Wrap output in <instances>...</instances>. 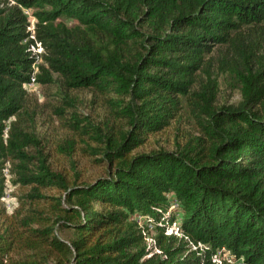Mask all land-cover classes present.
<instances>
[{
    "label": "trees",
    "instance_id": "obj_1",
    "mask_svg": "<svg viewBox=\"0 0 264 264\" xmlns=\"http://www.w3.org/2000/svg\"><path fill=\"white\" fill-rule=\"evenodd\" d=\"M35 72L67 104L91 92L98 118L75 114L57 151L101 175L55 169L26 88ZM220 73L238 103H220ZM185 103L192 130L141 151ZM7 164L28 188L12 214ZM172 198L182 236L158 224ZM0 264H264V0H0Z\"/></svg>",
    "mask_w": 264,
    "mask_h": 264
},
{
    "label": "rangeland",
    "instance_id": "obj_2",
    "mask_svg": "<svg viewBox=\"0 0 264 264\" xmlns=\"http://www.w3.org/2000/svg\"><path fill=\"white\" fill-rule=\"evenodd\" d=\"M34 10H26L27 15L30 17V21L33 24L35 17L33 16ZM60 21L73 25L75 23L72 19L62 18ZM56 76V75H55ZM220 84V103H238L241 100L240 88L237 82H235L228 74H218ZM27 90L30 93L32 100V108L37 113L36 125L38 128V134L42 138L45 150L53 155V164L55 169L67 170L73 176L76 171L82 172V179L91 180L101 175L102 169L92 165L90 161L83 157L81 152L76 155V164L73 166L62 154L57 151L58 143L70 134V123H73L74 115L80 116V119L91 118L96 120L98 118V108L92 101V94L88 90L71 91L69 94L74 96V99L70 100V104H67L62 100L63 93L59 88V80L50 85H44L39 82H35L32 85H26ZM55 107H61L65 110L63 118L60 114H57ZM192 119L188 108L185 103L183 115L179 121L174 123L171 127L165 131L153 135L150 137L148 143L141 147V151H147L152 148H171L176 135V127L180 126L184 129L192 130ZM9 165V164H8ZM10 166V165H9ZM10 197L1 199L2 206H4L9 214H12L19 207V195L23 194L28 188L21 186H14L10 173ZM63 236H66L65 232H61Z\"/></svg>",
    "mask_w": 264,
    "mask_h": 264
},
{
    "label": "built area",
    "instance_id": "obj_3",
    "mask_svg": "<svg viewBox=\"0 0 264 264\" xmlns=\"http://www.w3.org/2000/svg\"><path fill=\"white\" fill-rule=\"evenodd\" d=\"M26 10H29V9L24 8L25 13H26ZM26 15H27V13H26ZM29 19H30V17H29ZM35 21H36V19H35ZM33 24L30 21L29 30L31 33H30L29 38L33 40L30 43V47H31L33 54H35L38 58H40L42 56V54L44 53L45 49H44L42 42L40 40H38V38L35 35ZM35 78H36V72L34 73V75L32 77V81L30 83H28V85L34 84L36 82ZM10 173H11L10 172V166L7 164V167L4 169V175L6 177V191H5L4 199H6V197L8 199L11 196L10 195L11 188H10V184H9L10 183V177H11ZM134 219L141 225H147L150 230L155 229V227L157 225L154 218L146 217L143 214H136L134 216ZM181 219H182V214L180 212V204L175 198H172L170 207L165 212V214L158 220V224L165 227V233L166 234H168V235L173 234V235H177V236H182V229H181V225H180ZM199 246L202 247L204 245L202 243H200ZM196 247L197 246L194 245V248H196ZM223 259H225L227 262L234 263L233 257L231 255H229L228 252H223L222 250H219L214 256V261H216L218 263H222Z\"/></svg>",
    "mask_w": 264,
    "mask_h": 264
}]
</instances>
